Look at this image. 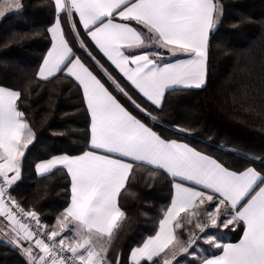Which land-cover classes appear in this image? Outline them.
I'll use <instances>...</instances> for the list:
<instances>
[{"label": "snow or ice", "instance_id": "snow-or-ice-1", "mask_svg": "<svg viewBox=\"0 0 264 264\" xmlns=\"http://www.w3.org/2000/svg\"><path fill=\"white\" fill-rule=\"evenodd\" d=\"M22 7L0 0V16ZM49 7L50 46L35 76L63 74L82 89L90 131L79 149L35 164L38 175L58 170L69 182L49 224L13 195L36 135L22 92L0 86V239L25 264H123L119 254L108 258L126 216L119 197L143 167L170 177V201L154 234L131 247V264H264V158L240 153L248 163L229 166L179 138L192 128L161 118L168 92L206 85L221 0H50ZM237 228L240 238L227 242Z\"/></svg>", "mask_w": 264, "mask_h": 264}, {"label": "trees", "instance_id": "trees-1", "mask_svg": "<svg viewBox=\"0 0 264 264\" xmlns=\"http://www.w3.org/2000/svg\"><path fill=\"white\" fill-rule=\"evenodd\" d=\"M21 3L22 9L0 19V86L22 92L19 104L36 139L22 158V175L13 195L26 206L34 205L51 224L70 195L69 182L58 170L37 175L35 164L84 145L90 117L81 89L63 74L47 82L35 76L50 45L45 31L53 15L50 0ZM221 3L224 14L210 36L206 85L168 92L161 118L192 128L191 134L179 138L229 166L241 167L248 161L240 153L264 158V115L257 114L264 103V0ZM14 34L27 35L10 39ZM151 171L138 168L121 192L119 203L126 216L110 246L109 259L119 254L123 264H131V247L158 227L161 210L170 201V177L163 173L151 176ZM241 235L238 228L232 229L227 242H235ZM0 264H25V260L16 249L0 243Z\"/></svg>", "mask_w": 264, "mask_h": 264}, {"label": "crops", "instance_id": "crops-1", "mask_svg": "<svg viewBox=\"0 0 264 264\" xmlns=\"http://www.w3.org/2000/svg\"><path fill=\"white\" fill-rule=\"evenodd\" d=\"M15 10H16V9H9V10L6 11V13H8V12H10V11H15ZM6 13H5V14H6ZM5 14H4V15H5ZM1 17H2V16H0V19H1ZM77 19H78V16H77ZM49 35H50V34H49ZM49 46H50V45H49ZM201 87H202V86H201ZM193 88H194V87H193ZM81 91H82V89H81ZM89 131H90V129H89ZM35 172H36V171H35ZM36 174H37V173H36ZM37 175H38V174H37ZM39 176H40V175H39ZM0 240H1L0 243H5L2 239H0ZM235 242H236V241H235ZM235 242H233V243H235ZM17 251H18V250H17ZM18 252H19V251H18ZM19 253H20V252H19ZM20 254H21V253H20ZM21 255H22V254H21ZM129 256H130V254H129ZM129 262L131 263L130 260H129Z\"/></svg>", "mask_w": 264, "mask_h": 264}, {"label": "rangeland", "instance_id": "rangeland-1", "mask_svg": "<svg viewBox=\"0 0 264 264\" xmlns=\"http://www.w3.org/2000/svg\"><path fill=\"white\" fill-rule=\"evenodd\" d=\"M1 241V240H0Z\"/></svg>", "mask_w": 264, "mask_h": 264}]
</instances>
